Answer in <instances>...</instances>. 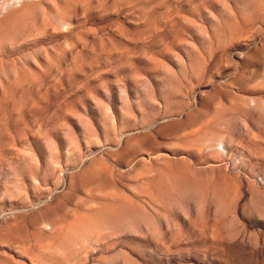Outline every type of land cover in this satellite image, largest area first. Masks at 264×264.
<instances>
[{
	"label": "rangeland",
	"instance_id": "rangeland-1",
	"mask_svg": "<svg viewBox=\"0 0 264 264\" xmlns=\"http://www.w3.org/2000/svg\"><path fill=\"white\" fill-rule=\"evenodd\" d=\"M0 264H264V0H0Z\"/></svg>",
	"mask_w": 264,
	"mask_h": 264
}]
</instances>
